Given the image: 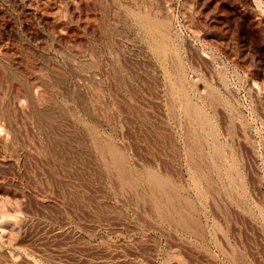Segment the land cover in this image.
<instances>
[{
    "label": "rangeland",
    "instance_id": "374dc122",
    "mask_svg": "<svg viewBox=\"0 0 264 264\" xmlns=\"http://www.w3.org/2000/svg\"><path fill=\"white\" fill-rule=\"evenodd\" d=\"M0 264H264V0H0Z\"/></svg>",
    "mask_w": 264,
    "mask_h": 264
}]
</instances>
